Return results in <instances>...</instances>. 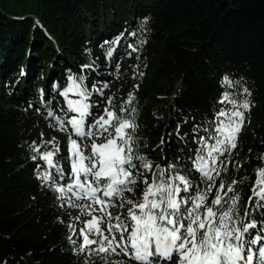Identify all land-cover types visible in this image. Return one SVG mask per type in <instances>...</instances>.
Wrapping results in <instances>:
<instances>
[{
	"label": "trees",
	"instance_id": "obj_1",
	"mask_svg": "<svg viewBox=\"0 0 264 264\" xmlns=\"http://www.w3.org/2000/svg\"><path fill=\"white\" fill-rule=\"evenodd\" d=\"M69 75L83 77L92 90L108 79L106 101L114 96L117 107L135 91L139 153L154 166L189 170L194 188L205 185L188 159L197 147L193 127L204 136L215 114L232 107L220 103L225 91L246 97L251 108L238 146L221 158L228 170L216 183L240 181L236 211L256 224L246 239L264 234V202L249 200L264 156V0H0V264H84L65 227L80 213L61 208L57 194L37 179L44 164L31 160L29 148L33 141L42 145L45 130L69 171L67 134L47 117ZM225 76L240 84L224 85ZM59 103L63 115L66 105ZM143 187L138 184L136 197ZM125 211L117 207L113 215Z\"/></svg>",
	"mask_w": 264,
	"mask_h": 264
},
{
	"label": "snow or ice",
	"instance_id": "obj_2",
	"mask_svg": "<svg viewBox=\"0 0 264 264\" xmlns=\"http://www.w3.org/2000/svg\"><path fill=\"white\" fill-rule=\"evenodd\" d=\"M119 41L117 37L113 43ZM113 52L110 48L106 55L112 57ZM119 67L117 64V70ZM68 80L70 83L60 93L66 98L63 115L50 110L47 117L55 121L50 127L67 134L69 171L65 172L59 162L61 149L55 138L44 141L41 133L42 145L33 141L29 148L34 153L31 160L44 164L37 179L57 194L61 208L77 209L80 213L65 227L71 233L67 237L69 243L84 256V264H95L93 256L100 264H128L127 259L114 257H126L136 264H155L160 257L169 264H264V234L246 239L256 224L245 223L236 211L240 197L234 186L240 181L226 183L221 179L218 186L216 183L228 170L221 158L226 153L230 157L238 146L245 111L251 108L246 97L238 100L225 91L220 103L232 107L215 114L203 127L204 136L199 135L200 126L193 127L197 147L188 159L191 170L200 174L205 185L194 188L188 178L189 170L174 163L154 166L139 153L135 91L129 92L119 107L114 96H109L103 113L97 116L93 109L98 110L99 105L87 102L92 93L83 84L84 78L69 75ZM222 83L233 87L240 81L233 82L225 76ZM107 87L105 83L97 89L101 98ZM138 88L134 85V89ZM243 93L250 95L247 88ZM69 94L79 98L70 99ZM261 159L250 201L256 197L264 202V156ZM37 168H41L39 163ZM140 183L143 191L136 197ZM117 207L126 211L113 215Z\"/></svg>",
	"mask_w": 264,
	"mask_h": 264
},
{
	"label": "rangeland",
	"instance_id": "obj_3",
	"mask_svg": "<svg viewBox=\"0 0 264 264\" xmlns=\"http://www.w3.org/2000/svg\"><path fill=\"white\" fill-rule=\"evenodd\" d=\"M37 76L39 77V75H37ZM105 83L108 84V87L106 89H104V97L101 98L99 96L98 92H97V89L102 88V86ZM110 88H111V83L106 78H102V80L98 81V83H95L93 90L90 89V88H88V91L91 92L92 95H91V97L89 98V100L87 102L90 105H97V104L99 105L98 110L95 109V108L93 109V112H94L95 115L98 116V115H100V114L103 113V110H104V107H105V102H106V97L108 95V91L110 90ZM60 93H61V91L57 94V97L56 96H53L52 103H51V108L48 111L55 110L57 112V114H58L59 111H60V103H59V100H61L63 104L66 103V98L65 97H62L60 95ZM40 132L43 133V140L44 141L51 140V138L49 137V135L46 134L45 130L41 129ZM56 143H58V141H56ZM86 143H87V141H86ZM61 152H63V151L61 150ZM67 155H68V152H67ZM251 238H253V236ZM161 259L164 261V264H169V262L167 260H165L163 257H161Z\"/></svg>",
	"mask_w": 264,
	"mask_h": 264
}]
</instances>
